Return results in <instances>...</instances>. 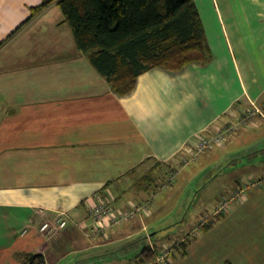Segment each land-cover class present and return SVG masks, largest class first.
I'll list each match as a JSON object with an SVG mask.
<instances>
[{
	"label": "crops",
	"instance_id": "1",
	"mask_svg": "<svg viewBox=\"0 0 264 264\" xmlns=\"http://www.w3.org/2000/svg\"><path fill=\"white\" fill-rule=\"evenodd\" d=\"M42 1L0 0V264H23V252L46 264H134L175 229L188 245L173 264H264V186L199 229H166L184 217L167 218L174 205L156 193L199 134L248 110L251 121L221 145L235 167L223 169L217 208L264 175V0H195L212 59L145 71L124 96L79 50L57 5L32 17ZM101 199L116 210L149 202L150 212L95 233ZM46 221L53 228L42 232Z\"/></svg>",
	"mask_w": 264,
	"mask_h": 264
},
{
	"label": "trees",
	"instance_id": "2",
	"mask_svg": "<svg viewBox=\"0 0 264 264\" xmlns=\"http://www.w3.org/2000/svg\"><path fill=\"white\" fill-rule=\"evenodd\" d=\"M53 4L71 26L79 50L121 96L135 89L145 71H178L212 59L195 0H43L32 8V17ZM187 245L182 244V255ZM17 256L23 264H46L42 253ZM154 258L146 249L137 263Z\"/></svg>",
	"mask_w": 264,
	"mask_h": 264
},
{
	"label": "rangeland",
	"instance_id": "3",
	"mask_svg": "<svg viewBox=\"0 0 264 264\" xmlns=\"http://www.w3.org/2000/svg\"><path fill=\"white\" fill-rule=\"evenodd\" d=\"M208 46L210 47L209 43ZM199 136L204 137L205 133H201ZM221 147L220 145V147H214L215 149L206 150L202 155L196 157L195 160L187 159L183 162V165L180 164L178 167L175 181L170 182L168 181L169 178H167L164 182L165 186L162 187L160 185L161 188L156 190L159 198L171 199L174 205V208L168 207L164 212L167 218H172L174 215L179 214L184 217L181 221L179 220L180 222L167 224L169 226L166 229L179 226L182 222H184L183 227L186 228L192 225L193 228V226H198L205 217L215 211L218 203L217 197L224 192L223 189L225 188L227 177L223 169L227 167L228 161L225 160ZM232 163L231 161L228 164L231 165V168L235 167ZM176 233H178L176 229L175 231L173 230V234L172 232L165 233L160 239L161 244L174 243L177 239L174 238L177 236Z\"/></svg>",
	"mask_w": 264,
	"mask_h": 264
},
{
	"label": "built area",
	"instance_id": "4",
	"mask_svg": "<svg viewBox=\"0 0 264 264\" xmlns=\"http://www.w3.org/2000/svg\"><path fill=\"white\" fill-rule=\"evenodd\" d=\"M259 110V109H258ZM254 111L248 110L243 116L239 118V121L232 123L227 126L219 127L216 129L214 135L204 137H199L195 142L194 148L191 152V159L195 160L200 154L206 150L212 149L214 147L223 145L227 138L239 129L240 125L246 124L253 118ZM173 180L171 177L170 182ZM169 185V184H167ZM165 185L163 184V187ZM264 186V175L260 177H253L248 181H245L241 186H239L235 191H233L229 196L222 197L218 208L210 215L205 217L197 226V229L205 227L212 219L217 216L224 215L231 206L237 201L241 200L247 193V190L251 187ZM150 212L149 202H144L142 204H135L130 209L127 210H116L114 205L110 200L101 199L92 204L90 210V216L93 221L92 231L95 233L103 234L106 229L111 226H117L132 220L138 216L148 214ZM60 226H65L67 221L59 219ZM52 224L50 221H46L40 227L42 232H48L52 229ZM187 241L184 237L175 241L172 244H165L161 251L155 253L154 260L144 263V264H173L177 256L181 254L182 244ZM139 264V263H134Z\"/></svg>",
	"mask_w": 264,
	"mask_h": 264
}]
</instances>
